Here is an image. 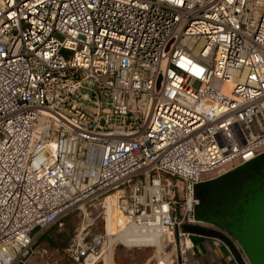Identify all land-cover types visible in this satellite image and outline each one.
Wrapping results in <instances>:
<instances>
[{
    "label": "built area",
    "instance_id": "1",
    "mask_svg": "<svg viewBox=\"0 0 264 264\" xmlns=\"http://www.w3.org/2000/svg\"><path fill=\"white\" fill-rule=\"evenodd\" d=\"M262 153L264 0H0V264H51L39 237L118 191L192 264L184 225L232 238L196 186ZM98 241L63 256L100 264Z\"/></svg>",
    "mask_w": 264,
    "mask_h": 264
},
{
    "label": "water",
    "instance_id": "2",
    "mask_svg": "<svg viewBox=\"0 0 264 264\" xmlns=\"http://www.w3.org/2000/svg\"><path fill=\"white\" fill-rule=\"evenodd\" d=\"M229 179L228 187L218 189ZM195 189L196 220L223 228L238 248L232 238L203 225L186 224L183 230L223 239L237 264H264V153Z\"/></svg>",
    "mask_w": 264,
    "mask_h": 264
},
{
    "label": "rangeland",
    "instance_id": "3",
    "mask_svg": "<svg viewBox=\"0 0 264 264\" xmlns=\"http://www.w3.org/2000/svg\"><path fill=\"white\" fill-rule=\"evenodd\" d=\"M64 219V229L59 231L56 227H53L47 230L39 237L33 247L36 251H41L42 248L45 249L47 254L52 256L53 260H51V264H72L67 256H63L62 249L67 247L76 235L79 237L85 236L87 240H93L96 242L97 247L102 246V243L98 241V236L105 233L106 221L105 214L103 215L102 209L99 206L94 207L91 205V207L83 208L82 210L75 209L67 214ZM113 245L112 255L114 264H153L155 259L158 258L155 247L122 245L119 241ZM104 247L106 245L103 246V250ZM171 248V245H166L167 251L171 250ZM107 255L108 253L104 257L105 262L102 259L100 264H108ZM33 259L39 261L41 257L37 256V258Z\"/></svg>",
    "mask_w": 264,
    "mask_h": 264
},
{
    "label": "bare ground",
    "instance_id": "4",
    "mask_svg": "<svg viewBox=\"0 0 264 264\" xmlns=\"http://www.w3.org/2000/svg\"><path fill=\"white\" fill-rule=\"evenodd\" d=\"M119 197H121V192L119 191L110 193L103 202L106 221L105 235L109 237V250L107 251V247L101 252L104 262V257L108 253V264H114L112 255L113 244L119 241L135 247H155L158 258L155 259L153 264H176L174 247L167 251L165 245L167 239H171L170 233L161 229H142L131 224L127 225L126 217H124L118 206Z\"/></svg>",
    "mask_w": 264,
    "mask_h": 264
},
{
    "label": "crops",
    "instance_id": "5",
    "mask_svg": "<svg viewBox=\"0 0 264 264\" xmlns=\"http://www.w3.org/2000/svg\"><path fill=\"white\" fill-rule=\"evenodd\" d=\"M193 242L192 264H237L233 254L223 245L215 247L210 237L195 235ZM232 243L238 248L233 238Z\"/></svg>",
    "mask_w": 264,
    "mask_h": 264
},
{
    "label": "flooded vegetation",
    "instance_id": "6",
    "mask_svg": "<svg viewBox=\"0 0 264 264\" xmlns=\"http://www.w3.org/2000/svg\"><path fill=\"white\" fill-rule=\"evenodd\" d=\"M229 183H230V179L227 180V181H224V182L220 183V185L218 186L219 187L218 189H220L222 187H228L229 186Z\"/></svg>",
    "mask_w": 264,
    "mask_h": 264
}]
</instances>
